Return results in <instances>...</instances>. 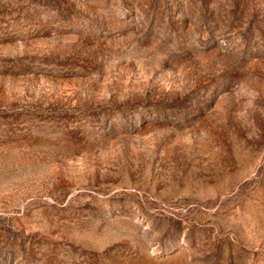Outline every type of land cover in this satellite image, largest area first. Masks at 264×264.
<instances>
[{
  "label": "rangeland",
  "instance_id": "1",
  "mask_svg": "<svg viewBox=\"0 0 264 264\" xmlns=\"http://www.w3.org/2000/svg\"><path fill=\"white\" fill-rule=\"evenodd\" d=\"M0 264H264V0H0Z\"/></svg>",
  "mask_w": 264,
  "mask_h": 264
}]
</instances>
